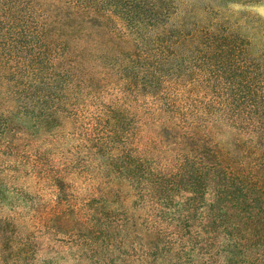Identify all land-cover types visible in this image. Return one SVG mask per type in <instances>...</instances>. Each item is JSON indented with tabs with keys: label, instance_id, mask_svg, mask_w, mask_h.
<instances>
[{
	"label": "rangeland",
	"instance_id": "374dc122",
	"mask_svg": "<svg viewBox=\"0 0 264 264\" xmlns=\"http://www.w3.org/2000/svg\"><path fill=\"white\" fill-rule=\"evenodd\" d=\"M147 1L164 19L177 11L171 23L234 25L264 50V0ZM32 6L33 19L0 22V264H218L215 248L189 245L180 227L185 191L205 187L186 172L202 157L169 135L139 83L154 50L92 1ZM181 46L173 64L196 52ZM173 76L168 92L200 87L182 64ZM236 128L224 118L211 129L232 147Z\"/></svg>",
	"mask_w": 264,
	"mask_h": 264
},
{
	"label": "trees",
	"instance_id": "16d2710c",
	"mask_svg": "<svg viewBox=\"0 0 264 264\" xmlns=\"http://www.w3.org/2000/svg\"><path fill=\"white\" fill-rule=\"evenodd\" d=\"M28 1L0 0V22L33 19L30 13L34 0L30 4ZM87 1L93 2L95 10L103 7L121 19L130 35L154 50L150 54L153 61H147L153 69L150 74L143 73L139 83L151 86L149 94L159 106L155 111L166 115L171 124L169 135L190 138L193 154L202 157L201 161L195 158L186 170L191 172V180L194 171L197 183L206 187L185 191L192 197H186L187 203L181 204L180 213L183 210L185 215L180 227L188 230V244L203 240L200 248H215L221 255L215 253L218 264H264V50L255 53V38L229 23L197 25L206 22L202 18L171 23L177 11L172 15L167 12L164 19L156 4L147 0ZM181 45L195 48L196 52L173 64L176 48ZM168 63L172 66L170 73ZM180 64L193 75L191 84L200 86L187 90V95L168 92L164 86L175 80L173 74ZM140 84L136 82L141 89ZM205 87L212 93L203 91ZM186 104L192 107L190 112ZM224 118H230L240 133L232 147L221 146L223 139H218L220 134L217 136L211 129ZM179 122L184 125L176 131ZM184 180L183 176L182 183ZM78 250L84 252L82 248ZM161 261L165 260L156 256L151 264Z\"/></svg>",
	"mask_w": 264,
	"mask_h": 264
}]
</instances>
